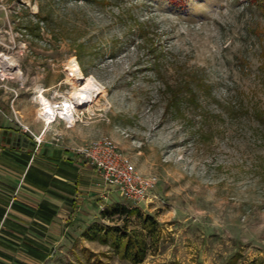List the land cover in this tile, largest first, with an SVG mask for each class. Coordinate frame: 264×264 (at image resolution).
I'll return each instance as SVG.
<instances>
[{"label": "rangeland", "instance_id": "obj_1", "mask_svg": "<svg viewBox=\"0 0 264 264\" xmlns=\"http://www.w3.org/2000/svg\"><path fill=\"white\" fill-rule=\"evenodd\" d=\"M72 60L94 96L76 107L71 141L67 122L47 124L41 96L72 103ZM261 118L264 0H0V129L72 152L109 138L156 176L157 198L137 208L157 220L160 241L140 264H264ZM0 170V183L16 186ZM82 172L75 215L35 264H132L81 236L93 222L123 224L103 209L132 206L95 170ZM127 223L141 230L136 217Z\"/></svg>", "mask_w": 264, "mask_h": 264}, {"label": "crops", "instance_id": "obj_2", "mask_svg": "<svg viewBox=\"0 0 264 264\" xmlns=\"http://www.w3.org/2000/svg\"><path fill=\"white\" fill-rule=\"evenodd\" d=\"M75 124L69 126L66 131L68 137H71V141L75 140ZM28 137L34 142V146L27 148L23 145L22 140ZM85 162L78 157L75 152H72L69 148H58L48 144L36 145L33 138L30 134H24L19 131L12 129H0V168L7 169L11 173L10 175L13 179H16V186L11 183H0V195L4 196V200L8 202L7 210L5 217L9 222H6L7 230L11 232L14 230H19L24 233L34 232L30 227L32 218L27 216L25 213L12 208L13 203L19 204L22 207L30 210H36L37 207L42 202H50L58 206L56 209L57 213L55 218L50 224H45L39 221L40 226L44 229L45 236L44 241H40L36 238H33L37 243L45 248L46 257H48V250L50 249V243L48 240H52L49 236L51 232L58 231L57 227H60V222H64L63 219L69 217L76 213L79 203L81 202L77 195V190L80 187V183L84 177L82 169L91 168L95 170L91 165ZM31 164H36L37 168L47 172L48 169L54 173L56 178V183L58 186L64 184L66 190L70 193H62L60 191V196L53 197L49 196L45 191L37 188L33 183H28L24 180L26 171L28 170ZM64 169L69 171L71 178L57 174V170ZM2 170H0L1 172ZM18 184V185H17ZM20 193L22 196L18 195ZM63 196H66L63 198ZM157 196L152 193L151 200L148 203H145V206L150 205L156 199ZM74 201V202H73ZM1 227V224H0ZM29 236V235H28ZM31 237V236H30ZM9 245V243H8ZM7 245V246H8ZM19 246L12 245V250L5 249L0 246L1 250L6 251L8 254L13 255L15 258H19L22 261L30 263L31 260L26 258L22 254H15L13 250H18ZM15 254V255H14ZM180 262L175 261L173 264ZM0 264H16L13 258L3 257L0 255Z\"/></svg>", "mask_w": 264, "mask_h": 264}, {"label": "trees", "instance_id": "obj_3", "mask_svg": "<svg viewBox=\"0 0 264 264\" xmlns=\"http://www.w3.org/2000/svg\"><path fill=\"white\" fill-rule=\"evenodd\" d=\"M94 1V0H87ZM173 4L181 5L186 0H169ZM180 90L173 93L170 100L171 105L178 106L180 100ZM194 97V94H192ZM193 99V98H192ZM263 120V118H261ZM264 122V120H263ZM57 174L71 178L69 171L57 170ZM24 180L28 183H33L37 188L45 191L49 196L58 197L59 192L64 194L70 193L66 190L64 184L58 186L54 173L48 169L44 172L37 168L36 164H31L25 173ZM66 196H63L65 198ZM74 202V201H73ZM8 202L4 200V196L0 195V246L5 249L12 250V245L19 246L18 250H13L15 254L19 253L30 259L31 262H25L19 258L13 257L6 251L0 249V255L3 257L13 258L16 264H35L46 260L45 248L40 246L37 241L27 233L19 230L11 232L7 230L5 217ZM12 208H15L27 216L32 218L31 229L36 233L45 236L44 229L40 226L39 221L45 224H50L56 216V209L58 206L51 204L49 201L42 202L36 210H30L22 207L19 204L13 203ZM104 218H111L114 216L124 217L123 224L120 225H101L98 223H90L84 228L81 236L87 241H98L109 248L121 259L127 260L132 264L142 263L149 252L157 249L160 241V230L157 220L151 215H143L139 208L132 206H125L122 204H113L101 211ZM136 217L140 220L141 230L129 229L128 218ZM9 243V245H8ZM8 245V246H7ZM231 261L228 264H235ZM179 264V263H176Z\"/></svg>", "mask_w": 264, "mask_h": 264}, {"label": "built area", "instance_id": "obj_4", "mask_svg": "<svg viewBox=\"0 0 264 264\" xmlns=\"http://www.w3.org/2000/svg\"><path fill=\"white\" fill-rule=\"evenodd\" d=\"M68 104L69 102L53 104L57 113L51 115L50 123L60 119L67 122V126L75 124L80 117L75 107L71 108L73 123L61 113V109L66 110ZM35 143L37 146L41 145V138H38ZM75 154L95 169L103 184L117 189L132 207H139L140 204L151 200L152 192L158 183L157 177L139 173L130 158L113 140L105 137L93 140L76 148Z\"/></svg>", "mask_w": 264, "mask_h": 264}, {"label": "bare ground", "instance_id": "obj_5", "mask_svg": "<svg viewBox=\"0 0 264 264\" xmlns=\"http://www.w3.org/2000/svg\"><path fill=\"white\" fill-rule=\"evenodd\" d=\"M13 63V62H12ZM11 64V63H10ZM70 73L73 76V79L75 81V90L72 93L71 101L72 103L68 104V108L66 110L61 109V113L63 114V117L69 118L71 122L73 123V119L71 117L72 107H79V106H85L89 101H91V98H93L92 94V86L89 78H86L77 63L76 60H72L70 64ZM70 101V100H69ZM41 102H43L44 109L42 110L41 114L44 115L48 120L49 123L51 122V115H54L57 113V111L51 106L50 102L44 98V96H41Z\"/></svg>", "mask_w": 264, "mask_h": 264}, {"label": "flooded vegetation", "instance_id": "obj_6", "mask_svg": "<svg viewBox=\"0 0 264 264\" xmlns=\"http://www.w3.org/2000/svg\"><path fill=\"white\" fill-rule=\"evenodd\" d=\"M31 142H32L31 139L28 138V137H25V138L22 140L23 145H25L27 148L32 147Z\"/></svg>", "mask_w": 264, "mask_h": 264}, {"label": "water", "instance_id": "obj_7", "mask_svg": "<svg viewBox=\"0 0 264 264\" xmlns=\"http://www.w3.org/2000/svg\"><path fill=\"white\" fill-rule=\"evenodd\" d=\"M31 145L34 146L35 145L34 142H31Z\"/></svg>", "mask_w": 264, "mask_h": 264}]
</instances>
